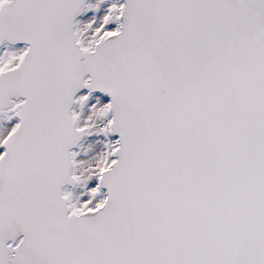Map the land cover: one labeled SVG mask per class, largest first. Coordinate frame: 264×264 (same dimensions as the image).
I'll return each mask as SVG.
<instances>
[{"label":"snow or ice","instance_id":"snow-or-ice-1","mask_svg":"<svg viewBox=\"0 0 264 264\" xmlns=\"http://www.w3.org/2000/svg\"><path fill=\"white\" fill-rule=\"evenodd\" d=\"M0 264H264V0H0Z\"/></svg>","mask_w":264,"mask_h":264}]
</instances>
